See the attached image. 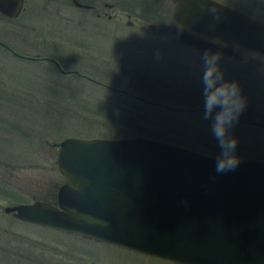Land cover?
Segmentation results:
<instances>
[{"label": "rangeland", "instance_id": "374dc122", "mask_svg": "<svg viewBox=\"0 0 264 264\" xmlns=\"http://www.w3.org/2000/svg\"><path fill=\"white\" fill-rule=\"evenodd\" d=\"M88 1L104 11L101 17L69 0H23V9L16 17L0 15V39L30 54L54 56L63 67L95 72L94 78L140 97L180 107L202 104L200 76L205 51L176 41L177 27L170 18L169 0H129L128 5L120 0ZM150 1L154 12L144 9ZM221 1L264 20V0ZM108 2H114V8L104 5ZM107 13L115 15L106 18ZM142 17H159L165 30L153 31L148 26L150 20ZM241 53L240 60L221 56L220 67L226 80L239 85L245 100L239 117L264 122V56ZM103 93L111 94L115 102L128 99L137 103L135 97L74 73L61 74L51 62L17 57L0 45V264H174L25 222L2 210L4 205L30 202L54 190L62 180L55 165L61 138L105 135L102 125L90 126L66 102L73 97L68 94L101 98ZM170 114L189 128L200 126L211 131L203 110ZM144 121L146 127L158 132L169 136L176 133L173 128ZM181 130L183 138L192 143L212 141L196 139L200 132ZM112 132L114 135L107 137L134 135ZM230 135L237 139V145L264 154L263 125L236 121ZM193 149L209 153L203 148Z\"/></svg>", "mask_w": 264, "mask_h": 264}, {"label": "water", "instance_id": "95a60500", "mask_svg": "<svg viewBox=\"0 0 264 264\" xmlns=\"http://www.w3.org/2000/svg\"><path fill=\"white\" fill-rule=\"evenodd\" d=\"M170 2L178 43L235 60L240 50L264 56V20L220 0ZM22 9L23 0H0V15L16 17ZM50 59L60 72L71 71ZM133 96L180 111L203 109ZM216 156L139 134L64 136L57 142L62 181L53 202L34 199L2 210L174 264H264V160L239 157L234 170L218 173Z\"/></svg>", "mask_w": 264, "mask_h": 264}, {"label": "trees", "instance_id": "16d2710c", "mask_svg": "<svg viewBox=\"0 0 264 264\" xmlns=\"http://www.w3.org/2000/svg\"><path fill=\"white\" fill-rule=\"evenodd\" d=\"M120 1H122L121 3H126L127 5L129 2V0H120ZM127 9L128 8H126V10ZM144 9L149 12H154L155 7L152 1L146 4ZM142 18H145L146 20H150V22L155 24L153 31L163 32L165 30L166 25L159 19V17L157 18L142 17ZM101 85L104 87L110 88L113 91H117L116 89H114L117 87H112L111 85L105 82L101 81ZM120 93L134 97L133 95L130 94L132 92L130 93L120 92ZM68 95L73 96V97H69L66 99V102L69 103V105L71 106L70 109H73V110L76 109L75 111H78L77 113H80L78 114V116L81 118V120L86 121V123H88L90 126L91 124L94 125L95 123L97 124V126L102 125L104 127L103 129H105L104 131H106L104 133L105 135L104 134L103 135L106 137L113 136L114 134H112L113 133L112 131H122L128 134H139V135L161 139V140L168 141V142L172 141L173 143L176 142V144L177 143L184 144L187 147L189 146L190 148L191 147L192 148H203L207 152L214 154V155L218 154L219 152L216 140L214 139V137H211L213 136L211 131L200 128V126H193L194 128H189L188 126L184 124V121H181L180 119L176 118L174 115L170 114V113H177V114L178 113H188L190 111H180V110H175V109L167 108V107L160 106V105H154L151 103L144 102L140 99H137L136 97L135 98L137 99V103L130 102V100L125 99V98H124L125 100L115 102L114 101L115 99L113 100L111 94H105V93H103L102 95L103 98L87 96L84 94H80V95L68 94ZM58 96H60L59 98H61L62 94ZM123 107H126V108L123 109ZM194 107H203V106L202 104L200 105L197 104ZM52 113L54 112L52 111L51 114ZM56 113H58V111ZM47 115H50V113H47ZM144 120H149L151 121L149 122L150 124L159 125L166 129L173 128L174 132L176 133L175 134L172 133L171 134L172 136H169L164 133L158 132V130H154L152 128L146 127L144 124L147 121H144ZM56 123L57 122H55V125ZM181 128L182 129L188 128L190 130H193L194 132H200V134L196 133L197 135L194 136L196 139L197 137H200V138L210 139L212 141L210 144H208L206 141H202L201 143H192L190 141H187L181 135L183 134L182 131H184V130H181ZM193 131L192 133H194ZM189 139L192 140L193 138L191 139L189 137ZM236 154L237 155L238 154L240 155L248 154L251 157H257L260 159H264L263 153L257 152L256 150L252 148L241 147L239 145H237ZM77 264H90V263L89 262L87 263L78 262Z\"/></svg>", "mask_w": 264, "mask_h": 264}, {"label": "clouds", "instance_id": "9594fccd", "mask_svg": "<svg viewBox=\"0 0 264 264\" xmlns=\"http://www.w3.org/2000/svg\"><path fill=\"white\" fill-rule=\"evenodd\" d=\"M221 54L205 52L200 76L203 119L210 121L211 132L219 152L216 171L234 170L240 163L236 154L238 141L230 135V129L245 108V100L239 85L228 81L220 67Z\"/></svg>", "mask_w": 264, "mask_h": 264}, {"label": "flooded vegetation", "instance_id": "af4514ba", "mask_svg": "<svg viewBox=\"0 0 264 264\" xmlns=\"http://www.w3.org/2000/svg\"><path fill=\"white\" fill-rule=\"evenodd\" d=\"M69 1H71V0H69ZM79 1H81L82 3H86V4H88V6L87 7H82L83 9H86V11H89V13L91 12V14H93L95 17H101V15L104 13V11H102V13L100 12V9H98L97 7H95L92 3H90L88 0H79ZM170 1V0H169ZM221 1V0H220ZM72 2V1H71ZM170 5L169 6H171V2L169 3ZM226 4H228V3H226ZM104 5L105 6H107V7H109V8H114V3L113 2H108V3H104ZM230 5V4H229ZM232 6V5H231ZM235 7V6H234ZM237 8V7H236ZM238 9H240V10H242V11H244V12H246V13H248L246 10H243V9H241V8H238ZM125 14L128 16V14H129V12L128 11H125ZM248 14H250V15H252V16H254V17H257L256 15H254L253 13H248ZM114 16L115 14H106V18H111V16ZM258 18V17H257ZM260 19V18H259ZM263 20V19H262ZM126 23L127 24H130V21H128V20H126ZM94 33H97V31L96 32H94ZM0 45L5 49V50H7V51H9L10 53H12L13 55H15V56H17V57H22V56H20V55H28V56H32L33 58H29V59H40V60H45V61H47V62H51V64L58 70V68L56 67V65L54 64V62L50 59V58H53V59H55L57 62H58V64H59V66L61 67V68H63V69H65V70H71L70 72H67V73H64V72H60L59 70V72L61 73V74H77V75H79L80 77H82V78H84V79H86V80H88L89 82H92V83H94V84H97V85H100V86H102L101 85V81L100 80H98V79H96V78H94L93 77V73H95V72H91V73H89V72H87V73H83V72H81V71H79L78 69H76V68H74V67H63L61 64H60V62L58 61V59H56L55 57H52V56H50V55H40V54H38V53H35V54H30V53H28V52H26V51H23L22 49H20L19 48V46L17 45V44H15V43H7V42H5L4 40H2V39H0ZM241 52H244V50H240ZM225 58H227V57H225ZM229 59H231V58H229ZM96 69V68H95ZM94 75H96L97 76V73H95ZM115 89V88H114ZM118 89V88H117ZM131 94V93H130ZM131 95H133V94H131ZM135 97V96H134ZM138 99V98H137ZM199 110H203V109H199ZM239 118H242V117H239ZM245 119V118H244ZM249 120H251V119H249ZM256 121V120H255ZM260 122V121H259ZM62 181V180H61ZM60 181V182H61ZM60 182H58L57 184H56V186H55V188H54V190L48 195V196H50V197H48V196H46V195H44L42 198H40V199H43V200H48V201H50V202H53V200H54V193H55V190H56V187H57V185L60 183ZM15 203H18V202H15ZM14 204V203H13ZM8 213H10V214H12V212H8ZM13 215V214H12ZM14 216V215H13ZM15 217V216H14ZM17 218V217H16Z\"/></svg>", "mask_w": 264, "mask_h": 264}]
</instances>
